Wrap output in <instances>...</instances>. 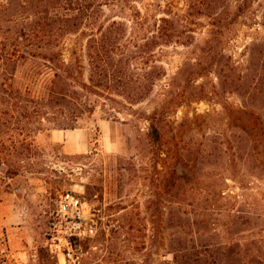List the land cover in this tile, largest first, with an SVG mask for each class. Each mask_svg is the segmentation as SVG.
Segmentation results:
<instances>
[{"label": "rangeland", "instance_id": "rangeland-1", "mask_svg": "<svg viewBox=\"0 0 264 264\" xmlns=\"http://www.w3.org/2000/svg\"><path fill=\"white\" fill-rule=\"evenodd\" d=\"M55 2L0 0V264H187L177 236L187 258L264 264V0L105 8L101 22L128 31L103 43L104 62L91 30L48 26ZM160 19L183 37L153 43ZM164 104L176 137L158 155L148 118ZM245 105L258 129L232 119ZM75 129L89 131L87 154L51 138ZM66 195L87 204L93 234L53 231Z\"/></svg>", "mask_w": 264, "mask_h": 264}, {"label": "trees", "instance_id": "trees-1", "mask_svg": "<svg viewBox=\"0 0 264 264\" xmlns=\"http://www.w3.org/2000/svg\"><path fill=\"white\" fill-rule=\"evenodd\" d=\"M54 0H48L49 3ZM54 3L60 10L54 17H51L48 21V26H56L61 37L67 33H72L79 31L81 28H87L92 31L91 43H95L98 48L96 49L95 59L97 61L104 62L106 59V54L103 51V43H118L120 40V35H123L124 32L128 31L127 25L124 22L113 21L111 23L101 22V18L105 13V8L108 9H120L121 12H126V6L128 3L126 0H55ZM190 2L192 0H189ZM245 3L248 0H244ZM127 3V5H125ZM194 7L196 4L192 3ZM246 5V4H245ZM242 9V6H239ZM171 23L168 19H160L157 23L158 36H155L153 43L159 41V43H172V40L176 37L178 40L183 37L179 34H169L168 25ZM182 34V33H181ZM177 43V42H176ZM105 64V63H104ZM159 70V75L157 79H160L162 76L163 67L161 65L156 67ZM248 75L240 73L235 80L236 86L245 88ZM241 90V89H240ZM248 94L245 93V95ZM137 95L135 101L142 100L143 96ZM244 109H238L236 112L232 113V119L244 127H248L251 130L258 129L259 125H263V118L259 116L255 111L250 110L247 105L244 106ZM169 106L164 104L161 108L156 109L152 112L148 118L151 123L152 136L155 138L153 140L154 144L158 146L157 153L162 155L164 153L169 154L170 148L169 144L173 143L176 135H172V131H169L168 124L171 123L169 117L170 112ZM184 122L178 123L175 125L174 130L176 129V134H180L184 128ZM174 126V124H173ZM264 127V126H263ZM245 131V130H244ZM255 133H258L254 131ZM257 135V134H256ZM171 140V141H170ZM264 143V139L262 141ZM177 173V171L175 172ZM172 253L180 254L185 257V263L188 264H207L208 259L204 257L199 252H192L191 256L187 258V247L185 241L177 236L173 237L172 243ZM187 250V251H186ZM177 264V263H176ZM179 264V263H178Z\"/></svg>", "mask_w": 264, "mask_h": 264}, {"label": "built area", "instance_id": "built-area-1", "mask_svg": "<svg viewBox=\"0 0 264 264\" xmlns=\"http://www.w3.org/2000/svg\"><path fill=\"white\" fill-rule=\"evenodd\" d=\"M87 204L80 199L66 195L59 204V209L53 217V231L64 239L77 238L82 233L93 234L94 229L88 225ZM88 225L87 228H83Z\"/></svg>", "mask_w": 264, "mask_h": 264}, {"label": "crops", "instance_id": "crops-1", "mask_svg": "<svg viewBox=\"0 0 264 264\" xmlns=\"http://www.w3.org/2000/svg\"><path fill=\"white\" fill-rule=\"evenodd\" d=\"M102 129L104 134H112L113 132L109 124H104ZM51 138L54 142L61 144L62 149L68 155H84L87 154L91 148L90 135L87 129L55 131L52 133ZM110 139L111 136H109V141Z\"/></svg>", "mask_w": 264, "mask_h": 264}]
</instances>
